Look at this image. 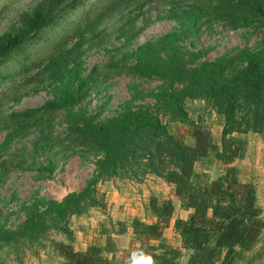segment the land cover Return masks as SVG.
I'll return each mask as SVG.
<instances>
[{"label": "trees", "instance_id": "16d2710c", "mask_svg": "<svg viewBox=\"0 0 264 264\" xmlns=\"http://www.w3.org/2000/svg\"><path fill=\"white\" fill-rule=\"evenodd\" d=\"M167 7L157 19L176 26L135 47L151 9ZM7 6L0 1V22ZM142 19V25L136 22ZM222 24L261 35L258 43L206 59L209 49H189L186 39ZM115 35L123 39L120 58L85 66L93 50ZM127 75L156 80L150 90L127 85L130 97L116 114L101 119L82 103L109 79ZM51 86L42 104L15 110L24 97ZM145 98L154 105L141 103ZM187 100L203 101L221 118L214 141L202 115L192 118ZM59 114L62 118L57 121ZM162 116L189 127L191 143L178 139ZM59 124L63 130H57ZM0 187L14 170L32 171L35 180L53 179L76 154L94 170L79 190L61 199L35 192L22 200L12 191L16 210L0 207V264L46 253L58 264H132L145 253L155 264H237L264 233L256 186L239 178L234 165L244 157L246 135L264 133V0H38L0 34ZM30 136V148L9 153ZM200 165V168H198ZM215 165L211 177L208 168ZM155 176L174 186L185 218L173 221L180 245L164 237L171 224V199L152 193L151 221H100L96 240L84 251L75 247L72 216L104 206L97 186L108 180L142 183ZM19 218L10 225L11 218ZM131 230L130 246L115 256V236ZM61 235L62 238H57ZM104 237V238H103Z\"/></svg>", "mask_w": 264, "mask_h": 264}, {"label": "rangeland", "instance_id": "374dc122", "mask_svg": "<svg viewBox=\"0 0 264 264\" xmlns=\"http://www.w3.org/2000/svg\"><path fill=\"white\" fill-rule=\"evenodd\" d=\"M0 1H2L7 6L5 12L2 13V20L0 22L1 34L7 29L10 23L17 19L22 11L27 10L38 0ZM167 9V7H161L148 11L145 16H147L150 21L145 25L144 30L138 35L137 39L131 43L132 47H135L139 43L149 38L159 36L176 26V22L174 20L167 18L157 19V16L159 15H166ZM143 23V20L139 19L136 22V25H142ZM251 31L249 32L244 28L231 30L222 24H215L213 27L206 29L204 28L195 39H192V37L186 39L184 44L189 49L208 48L209 52L205 58L211 60L217 55L232 52L234 49L242 48L245 45L251 47L255 46L261 38V35L258 32ZM123 44V39H118L115 35L109 37L104 47L93 50L91 54L86 57L85 66L90 69L96 63H104L111 59L120 58L121 53H119V51L116 49L120 48L124 50L125 47ZM131 82L138 83L140 88L147 91L153 89L159 84V81L156 80H134L127 75H118L109 79L99 88L94 89L90 96L82 103V105H86L91 112H95L100 109L101 119L110 117L116 114V112L120 109V105L130 97L127 85ZM50 90L51 86L46 85L38 92L24 97L14 106V109L20 110L26 107H34L42 104L45 100L52 97ZM141 103L153 106L154 100L145 98L143 101H141ZM186 108L192 118H195L199 115L203 116L205 124L210 129L214 141L219 142L222 126L221 118L216 114L214 109L206 105L203 101L198 100H187ZM61 118L62 114H59L57 121ZM161 119L163 122L167 123L169 130L178 139L187 143H191L193 141L189 134L188 126L179 122L170 121L166 116L161 115ZM63 129V124H59L57 126V130ZM4 135L5 132H0V141L4 138ZM254 137L257 139H253ZM33 138V136H30L21 142H14L8 154L18 152L24 147L30 148V143L34 140ZM246 138H248V140H252L254 143L257 142L259 147L260 145H263L260 147V157L257 165L259 174L256 176V178L259 188V202H257V204L259 205L260 203L262 208H264V136L258 134L254 136V134H249L246 136ZM235 162L234 165L237 166ZM240 163L241 162L239 161V164ZM244 166L245 165H242V167L239 169L240 180L247 179V175L249 174L248 169L243 170ZM198 168H200V165H198ZM93 170V163L88 162L83 164L76 154L70 156L61 169H56L53 179L35 180V173L32 171L14 170L9 174L7 180H5V182L0 187V207H4V213L10 210H16L14 203H4L5 200L10 199L12 191H16L22 200H29L35 192H38L40 195L46 196L48 198L59 199L70 191L81 189L85 185V180L92 175ZM208 172L211 177H214L217 173L215 165H211L208 168ZM124 183L127 182L124 181ZM111 185L113 187H111ZM97 187H99V190L102 188L100 185ZM118 187L121 188L119 198L116 200V202H112V204L114 205V211H117L119 215H113L114 217H122L123 213L126 216L128 209L134 208L140 217L145 218V221H151L152 216L147 211L142 199L149 197L152 193L158 195L161 198L170 195V190L167 188V185L163 184L162 180L155 176H148L141 185L134 186L132 184H118ZM115 188L116 187L113 183L109 184L108 189L113 190ZM178 210L179 209H177V212L175 213L177 215H179ZM18 220L19 218L17 215H14L9 223L10 225H15ZM74 224L77 227L86 225L83 224V222L79 223L78 221H74ZM167 236L170 244L173 246L178 245L179 240L172 232L167 233ZM57 238L60 239V235H58ZM129 242H131V240H129ZM258 243L260 244L259 248L257 246ZM258 243L255 248L252 251L246 253L245 258L239 261L237 264H264V233L262 234ZM125 250H122V263L124 261L123 252ZM44 254L46 253L43 252V255ZM36 259V256L29 255L25 258L24 264H34ZM44 263L47 264L45 260ZM6 264L17 263L12 258H8L6 260Z\"/></svg>", "mask_w": 264, "mask_h": 264}, {"label": "crops", "instance_id": "0c3cea01", "mask_svg": "<svg viewBox=\"0 0 264 264\" xmlns=\"http://www.w3.org/2000/svg\"><path fill=\"white\" fill-rule=\"evenodd\" d=\"M249 134H254V136L257 135L256 133H249ZM249 134H247L246 136H248ZM258 135L264 136V133L258 134ZM253 139H257V138L254 137ZM261 146H263V145H260V147ZM260 147L258 146L257 142L254 143L252 140H250V139L248 140V138H247V149H246L245 155L243 158L237 159L235 162L237 164V166L239 167V169L242 167V165L246 166V167L245 166L243 167V170L248 169L249 174L247 175V179H244L241 181H243V182L252 181L256 185L257 202H259V198H258L259 197V188L257 185L256 176H258V174H259L257 165H258L259 157H260L259 156L260 155ZM263 152H264V149H263ZM239 161L241 162L240 164H239ZM126 182L127 183H124V181H119V180H108V181L100 182L98 185L102 186V188L99 190V187H97V189H98L100 197L104 203V206L102 208H100V207L91 208L87 213L82 214V215L72 216L71 226H72L74 233H75V247L77 250L84 251L86 249V247L88 246V244H90L92 241L96 240V238L98 237L97 236L98 234L96 233V231H97V227H98V224L100 223V221H103L106 218H111L113 221H117V220H129L133 216L140 217L134 208H129L126 216L124 215V213H123L122 217H114L113 216V215H115V216L119 215V213L117 211H114L115 210L114 205L112 204V202H114V201L116 202V200H118L120 192H121L120 191L121 188L118 187V184H127V185L132 184L134 186L143 184V182L142 183H136V182H132V181H126ZM162 182H163V184L167 185V188L170 190V193H169L170 195L164 196L163 198L171 199L173 202V205H174V214L172 217V221H171L170 226L164 230V237L170 243V241L168 240L167 233L172 232L176 236V238H178V240H179L178 245H175V246H179L180 245V239H179V235L174 231L173 221L177 217L185 218L187 216V214L189 213V210H185L181 207L180 200L174 193V186L164 182L163 180H162ZM110 183H113L116 188L113 190L108 189ZM111 187H113V186L111 185ZM61 198H59V199H61ZM148 198L149 197L142 199L145 207L147 205ZM259 206L261 207L262 210H264V208H262L260 203H259ZM177 209H179L178 210L179 215L175 214L177 212ZM263 215H264V211H262V217H263ZM140 218L145 220L144 217H140ZM74 221H78L79 223L83 222V224H86V225H81L80 227H77L74 224ZM60 237L62 238L61 235H60ZM129 240H131V230L130 229H128L127 232H125L124 234H119V235L115 236V242H116V248H117L115 250V256L117 258H119V256L122 255V250H125L129 247V244H130ZM257 246L259 248L260 244L258 243ZM36 257H37V259L34 262V264H42V263L45 264L44 260L47 264H58L59 263L58 258L51 257V256L46 255V254L43 255V253H41L39 256H36Z\"/></svg>", "mask_w": 264, "mask_h": 264}, {"label": "clouds", "instance_id": "9594fccd", "mask_svg": "<svg viewBox=\"0 0 264 264\" xmlns=\"http://www.w3.org/2000/svg\"><path fill=\"white\" fill-rule=\"evenodd\" d=\"M133 256L132 264H155L153 258L143 252H140L138 255L134 253Z\"/></svg>", "mask_w": 264, "mask_h": 264}]
</instances>
